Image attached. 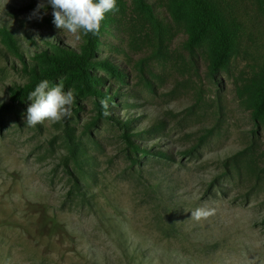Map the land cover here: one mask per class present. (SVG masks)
Returning <instances> with one entry per match:
<instances>
[{
    "label": "rangeland",
    "instance_id": "obj_1",
    "mask_svg": "<svg viewBox=\"0 0 264 264\" xmlns=\"http://www.w3.org/2000/svg\"><path fill=\"white\" fill-rule=\"evenodd\" d=\"M222 1L241 25L226 69L189 46L177 0H122L95 57L115 71H93L111 114L75 95L71 118L28 127L12 89L85 36L56 29L47 0H0L24 57L0 32V264H264V125L239 94L264 62V0ZM201 206L215 214L192 219Z\"/></svg>",
    "mask_w": 264,
    "mask_h": 264
},
{
    "label": "trees",
    "instance_id": "obj_2",
    "mask_svg": "<svg viewBox=\"0 0 264 264\" xmlns=\"http://www.w3.org/2000/svg\"><path fill=\"white\" fill-rule=\"evenodd\" d=\"M121 4L122 0H117V7H121ZM188 4L192 7L191 12L188 10L185 14ZM225 7L222 0H177L173 12L174 17L185 19L189 34L188 44L191 48L201 45L210 46L212 50L210 68L213 71L226 69L240 49L241 25ZM110 18L109 12L102 23L100 34L86 36L79 52L59 46L57 48V45H54L52 52L45 49L37 53L34 57L38 62H35L32 79L24 86L12 89L11 100L22 103L28 99L29 93L35 86L44 79H47L50 84H56L61 79L65 85L70 83L77 96L96 95L103 99H110V95L99 87L103 81L99 76L93 75L94 69L99 67L115 71L108 62L95 59L101 45L104 27ZM0 32L3 42L19 54L17 40L13 33L6 27L0 29ZM239 94L252 109L256 122L264 125V62L252 76L243 81ZM5 107H7L6 103L0 104V109ZM100 113L103 115L102 108ZM126 135L129 140L130 136ZM132 146L139 151L137 146Z\"/></svg>",
    "mask_w": 264,
    "mask_h": 264
},
{
    "label": "clouds",
    "instance_id": "obj_3",
    "mask_svg": "<svg viewBox=\"0 0 264 264\" xmlns=\"http://www.w3.org/2000/svg\"><path fill=\"white\" fill-rule=\"evenodd\" d=\"M52 8L53 24L56 29L72 34L77 39L82 36H98L105 16L109 12H118L117 0H47ZM41 2L37 5L33 15L45 9ZM28 99L31 104L27 108L25 124L35 127L48 122H60L71 118L75 94L69 89L65 91L63 80L51 85L47 79L39 82L32 90ZM103 115H110L109 98L101 99ZM215 214L214 208L205 206L191 210V218L200 221Z\"/></svg>",
    "mask_w": 264,
    "mask_h": 264
}]
</instances>
